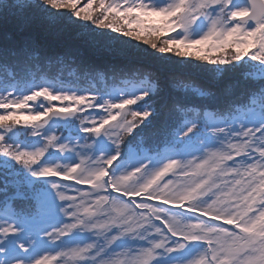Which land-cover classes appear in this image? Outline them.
<instances>
[{
    "label": "snow or ice",
    "instance_id": "6c2138e0",
    "mask_svg": "<svg viewBox=\"0 0 264 264\" xmlns=\"http://www.w3.org/2000/svg\"><path fill=\"white\" fill-rule=\"evenodd\" d=\"M0 22V264H264V0H0Z\"/></svg>",
    "mask_w": 264,
    "mask_h": 264
},
{
    "label": "trees",
    "instance_id": "16d2710c",
    "mask_svg": "<svg viewBox=\"0 0 264 264\" xmlns=\"http://www.w3.org/2000/svg\"><path fill=\"white\" fill-rule=\"evenodd\" d=\"M83 2H86V0H83ZM6 28L11 29L12 28L11 23L5 25L3 22H0V33H2ZM197 79L198 81H200L203 79V77L200 76ZM95 83L97 84V86L103 87V82L97 81ZM241 92H242V89L238 87L234 90V95L239 96ZM171 96L174 97L176 100L180 101L181 103L192 104V105H200L202 103V101L196 99L193 95L184 96L179 92H175V93H171ZM171 119L172 117H169L170 123H171ZM157 123L159 124V120L157 121ZM125 139H130V137L125 136ZM159 140H160V137H157L156 142H159Z\"/></svg>",
    "mask_w": 264,
    "mask_h": 264
},
{
    "label": "rangeland",
    "instance_id": "374dc122",
    "mask_svg": "<svg viewBox=\"0 0 264 264\" xmlns=\"http://www.w3.org/2000/svg\"><path fill=\"white\" fill-rule=\"evenodd\" d=\"M154 20H158L159 18L158 17H154L153 18ZM90 111H93V112H95V111H98V110H95V109H93V110H90ZM22 119L24 118V117H21ZM59 132V131H58ZM58 132H57V134H58ZM168 178H172V179H178L179 177L178 176H172V175H170V176H166L164 179L165 180H167ZM64 183H73V182H71V181H64ZM76 187H80V188H82V189H87L88 188V186L87 185H77ZM68 195H76V193L74 192V191H69L68 192Z\"/></svg>",
    "mask_w": 264,
    "mask_h": 264
}]
</instances>
